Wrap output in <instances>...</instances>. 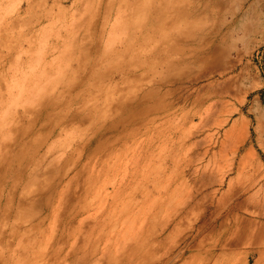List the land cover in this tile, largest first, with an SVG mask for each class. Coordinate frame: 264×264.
<instances>
[{"label": "rangeland", "instance_id": "374dc122", "mask_svg": "<svg viewBox=\"0 0 264 264\" xmlns=\"http://www.w3.org/2000/svg\"><path fill=\"white\" fill-rule=\"evenodd\" d=\"M187 3L0 0V264H264V0Z\"/></svg>", "mask_w": 264, "mask_h": 264}, {"label": "bare ground", "instance_id": "6f19581e", "mask_svg": "<svg viewBox=\"0 0 264 264\" xmlns=\"http://www.w3.org/2000/svg\"><path fill=\"white\" fill-rule=\"evenodd\" d=\"M188 2H189V0H187ZM187 1H186V3L185 4H182L183 2H184V0H174V3H176V4H174V5H176V7H174V5H173V7H174V14H176L177 16L175 17V18H177L178 17V19L179 18H182V17H184V16H186V17H188L189 15H190V8L188 7V5L186 6V4H188L187 3ZM245 1V0H244ZM206 2H207V0H206ZM163 3V2H162ZM166 3H167V1H166ZM169 3V2H168ZM170 4V3H169ZM223 5V4H222ZM191 6V5H190ZM170 7V6H169ZM234 7H237V6H234ZM233 7V8H234ZM239 7L241 8V5H239ZM192 9V8H191ZM234 9H236V8H234ZM242 10V9H241ZM203 12V11H202ZM193 13V12H192ZM245 15V14H244ZM175 16V15H174ZM232 22V21H231ZM8 23H10V22H8ZM224 27V26H223ZM230 71H232V70H230ZM241 103V102H240ZM231 114H233V112L231 113ZM245 138V137H244ZM242 159V158H241ZM240 159V160H241ZM243 159H246V158H243ZM243 162V161H242ZM241 162V163H242ZM240 163V164H241ZM241 166V165H240ZM68 169L69 168H67V169H65V171H64V174L68 171ZM244 198V197H243ZM250 199V198H249ZM243 201H245L244 202V204L243 205H241V203L243 202ZM241 203H240V205L243 207L244 205H246L247 203H246V199L245 200H243ZM253 202V201H252ZM246 203V204H245ZM249 203V202H248ZM256 203H258V202H256ZM254 204V203H253ZM264 204V203H263ZM241 207V208H242ZM251 207H254V206H251ZM261 207V206H260ZM239 206H238V210H239ZM244 208V207H243ZM263 208V207H262ZM247 209V207L245 208V209H242V211L244 210V213H246V212H248V214L247 215H249L250 217H253V211L252 212H250V213H252L251 215H250V213H249V210H247V211H245ZM253 209V208H252ZM242 213V212H241ZM227 214V213H226ZM246 215H244V216H237L236 217V226H235V230H236V228H237V232L236 231H234L236 234L234 235L235 237H236V241H237V243L239 244L240 243V245L242 244H249L248 246H250V244L252 243L251 242V239H253V237H254V234L257 232L255 229H254V222H253V220H252V218H247V217H245ZM255 221V220H254ZM256 225V224H255ZM162 232L163 231H161L156 237H158V236H160L161 234H162ZM259 233V232H258ZM260 235H261V233H259ZM231 235V234H230ZM155 236H154V238H153V240L155 239ZM233 236V237H234ZM255 236L256 237H258L256 234H255ZM230 237V236H229ZM260 237V236H259ZM229 239V238H228ZM262 239H263V237H262ZM261 239V240H262ZM225 240H227V239H225ZM257 240H259L258 238H257ZM261 240H259V242L261 241ZM155 241V240H154ZM234 241H235V239H234ZM233 241V242H234ZM255 241V240H254ZM253 241V242H254ZM152 242V241H151ZM154 243V242H153ZM225 243V242H224ZM235 243V242H234ZM258 243V242H257ZM257 243H256V246H257ZM237 244V245H238ZM254 245H255V242L253 243ZM252 244V245H253ZM227 245V244H226ZM251 245V246H252ZM171 258H169V260H170ZM157 260V259H156Z\"/></svg>", "mask_w": 264, "mask_h": 264}]
</instances>
